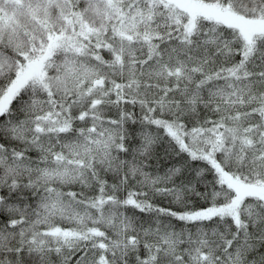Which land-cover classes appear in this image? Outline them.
Listing matches in <instances>:
<instances>
[{
	"label": "snow or ice",
	"instance_id": "1",
	"mask_svg": "<svg viewBox=\"0 0 264 264\" xmlns=\"http://www.w3.org/2000/svg\"><path fill=\"white\" fill-rule=\"evenodd\" d=\"M0 264H264V0H0Z\"/></svg>",
	"mask_w": 264,
	"mask_h": 264
}]
</instances>
